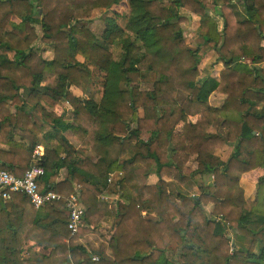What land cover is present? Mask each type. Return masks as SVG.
Wrapping results in <instances>:
<instances>
[{
	"label": "trees",
	"instance_id": "16d2710c",
	"mask_svg": "<svg viewBox=\"0 0 264 264\" xmlns=\"http://www.w3.org/2000/svg\"><path fill=\"white\" fill-rule=\"evenodd\" d=\"M121 1L0 0V168L21 176L37 164L41 193H78L84 208L71 235L65 200L35 208L23 194L0 198V264H264V0H127L124 24L106 17L98 38L85 24L91 13ZM193 15L199 37L191 48L181 23ZM36 25L49 58L37 52ZM94 66L102 95L79 99L69 88L89 94ZM143 71L157 73L149 90ZM45 73L55 87L41 84ZM214 93L225 96L219 107L208 104ZM181 95L204 105L194 120ZM62 100L71 121L54 111ZM43 122L51 148L34 159ZM65 133L97 160L76 152ZM224 146L232 148L225 161ZM63 167L67 177L54 182ZM253 170L261 173L249 201L241 177ZM114 172L123 177L109 183ZM207 174L211 183L200 179ZM190 185L199 194H188ZM108 186L120 199L111 209L97 197ZM142 210L158 220H142ZM105 217L115 230L93 260L79 239ZM25 247L50 253L25 256Z\"/></svg>",
	"mask_w": 264,
	"mask_h": 264
},
{
	"label": "rangeland",
	"instance_id": "374dc122",
	"mask_svg": "<svg viewBox=\"0 0 264 264\" xmlns=\"http://www.w3.org/2000/svg\"><path fill=\"white\" fill-rule=\"evenodd\" d=\"M127 0H122L119 4L117 5H113L110 9L108 10H94L91 13V19L92 21L90 22H86L85 24L89 27V29L91 31L94 32V34H96V36L98 38L101 37V33L104 30V23H105V18L106 17H112V18H116L117 22L120 25H123L125 22V18L127 17V13H128V5H127ZM208 2H211V0H208ZM212 13V12H210ZM12 21L15 22H19L20 20L17 17H12ZM218 21L221 23L222 20L219 18ZM199 22H198V17L197 16H189V18L184 22L181 23V26L183 28V32H184V36H185V43L190 46L191 48L195 47L196 42L198 41V37H199ZM35 31L36 34H38L39 38H38V48H37V52L39 55L44 56V57H51L52 56V51L51 49L45 44V43H41L40 41V37L42 36V32H41V28L40 26L36 25L35 27ZM8 31L12 30V28L10 26H8L6 28ZM15 33L18 34V36L24 37L25 33L24 32H19V31H14ZM114 58L117 59L119 57L120 54V49L119 47H114L112 49ZM11 55V54H10ZM78 59L80 61H82V59L80 57H78ZM211 60L210 56L207 58H205V62L202 61V64H206L209 63V61ZM210 64V63H209ZM220 64L214 65L212 66L211 69V74L217 75L219 76V72L220 70ZM204 66V65H203ZM91 77H92V84L90 85V91L89 94H84V98H90V96H94L96 99H98L101 95L100 93L103 90V77L102 74L100 73V71L98 70L97 67H92L91 68ZM140 83H141V87L143 90H149L152 88L153 86V82L156 80L157 78V73L154 71H143L141 73V77H140ZM139 83V84H140ZM125 88V87H124ZM75 93H78L79 91H77L75 89L74 91ZM82 92V91H81ZM80 93V92H79ZM223 96V97H222ZM225 96L221 93H214L210 96L208 104L212 106H220L221 103L223 102ZM179 100H180V104L182 106V108L184 109V112L190 117H192L193 119H195L194 117H196V115L201 112L202 110H204V105H198L197 103L191 101L188 97H183L182 95L179 96ZM59 106L60 109L59 111H64L63 108H66V110L64 111L65 115H64V119L71 121L72 118V109L70 108V105L66 102V101H60L59 102ZM9 108L12 109V111H14L13 109V103H9ZM140 114H142V112H140ZM22 120H25V118L23 117ZM219 121L217 122V125L214 127L213 130L215 131H219ZM68 135H70V133H68ZM77 146V145H76ZM92 151V150H91ZM93 152V151H92ZM128 152H132L131 150H128L125 154V157L128 155ZM232 152V148L229 146H224L219 152L218 155H220V157L222 158V160H227V158L229 157V155ZM86 157L90 158L92 161H96L97 160V155L93 152L92 156L91 155H87ZM123 157V158H125ZM129 158V157H127ZM125 160V159H122ZM192 167L195 168V164H191ZM261 173V171H259ZM260 173H255L254 171H250L249 175H244L241 177V186L243 187L244 191H245V198L247 200L250 201V199L253 198L255 191H256V182H257V178H258V174ZM201 181L204 183H211L212 182V177L211 175L207 174V175H203L201 178ZM148 180H150V176L148 178ZM112 186V185H110ZM110 186L107 187V189L109 192H111L112 194H115L117 197H119V193L116 191H113ZM187 193L188 194H199V191L197 190L196 187L193 186H189L187 188ZM103 190V191H105ZM103 194V192L101 194H99L97 197L100 201L105 202L104 199L101 198V195ZM211 208V207H210ZM96 230V229H95ZM92 230V231H95ZM92 231L86 232L85 234L88 233H92ZM96 232V231H95ZM93 232V233H95ZM97 234H99V232H96ZM84 234V235H85ZM82 237V236H81ZM80 237V238H81ZM259 248V247H258Z\"/></svg>",
	"mask_w": 264,
	"mask_h": 264
},
{
	"label": "crops",
	"instance_id": "0c3cea01",
	"mask_svg": "<svg viewBox=\"0 0 264 264\" xmlns=\"http://www.w3.org/2000/svg\"><path fill=\"white\" fill-rule=\"evenodd\" d=\"M82 59V58H81ZM220 69L222 68V65L220 64ZM258 67L262 68L264 67V63L258 65ZM92 68V67H91ZM214 77H218L217 75H214ZM56 76L53 74H49V73H45L44 74V79L42 81V85H47L50 87H55L56 85ZM75 89L77 91H79L78 93H75ZM69 90L71 91V93L76 96L79 99H83L84 98V94L83 92H81L78 88L71 86L69 88ZM100 95H102V92L100 93ZM223 97V96H222ZM87 98V97H86ZM88 99V98H87ZM222 104V103H221ZM60 104H58L56 106V108H54V111L57 114H61L62 112H64L66 110V108H63L64 111H59L60 109ZM212 105V104H211ZM221 106V105H220ZM214 107H219V106H214ZM71 108V107H70ZM195 118V117H194ZM191 120H194L192 117H190ZM42 129L40 134L37 137V143H36V147L33 151V157L34 159L39 158L40 156H42L44 154V152L48 149L51 148V143L50 141H48V136L52 137L51 134H53V130L50 128V125L48 123L43 122L42 123ZM177 131H179V128L177 129ZM65 136L67 137V139L70 141V143L76 144V152L82 154L83 156H87V155H91L92 156V151L87 148L86 146H83L79 143H77L76 139L72 136V135H68V133H65ZM38 150V155L35 156V151ZM132 152H128V155L125 157L127 159V157L131 156ZM122 158V159H125ZM255 173H260L259 170H253ZM250 173V172H249ZM246 174V175H249ZM68 174V170L66 168H62L59 172H58V176L56 177V179L54 180V182H60V181H64V179L67 177ZM259 175V174H258ZM123 177V173L121 172H114L111 173L109 176V183H117L119 180H121ZM156 181V178L154 175H150V183H154ZM101 198L105 200V202H107L108 207L111 209L113 207H115V203L117 200H120L119 197H117L115 194H112L111 192H109L108 190L103 191V194L101 195ZM210 205L207 206L208 209H210ZM140 218L142 220H147V219H151L154 221H157L158 218L156 216H154L153 214L148 213L145 210L141 211V215ZM115 220L113 219V217H105L103 218V220L101 221V223L94 229L96 232L98 231L99 234H97L95 231H92V233H88L83 235L80 239H79V243L84 245L86 247V249L88 251H90V257H97L99 254V251L97 250L98 246L102 243L103 245L107 246L108 245V241L111 239V235L115 230ZM95 232V233H93ZM136 234V233H135ZM94 248V249H91ZM107 251L110 250L109 247L106 249ZM50 249L44 248V247H38V248H30V247H25L24 252H25V256H33V255H49ZM110 252V251H109ZM173 250L167 252V256L171 257L173 255ZM98 259V257H97Z\"/></svg>",
	"mask_w": 264,
	"mask_h": 264
},
{
	"label": "built area",
	"instance_id": "2783aa9c",
	"mask_svg": "<svg viewBox=\"0 0 264 264\" xmlns=\"http://www.w3.org/2000/svg\"><path fill=\"white\" fill-rule=\"evenodd\" d=\"M34 153L35 156L38 155V150ZM43 175V167L33 163L21 176L0 168V198L8 200L14 193L23 194L35 208L48 202L65 200L69 218L67 226L71 235L76 234L84 215V208L79 202L78 193L66 197L53 191L41 193L38 180ZM108 181L110 180L108 179ZM93 260H97V257L94 256Z\"/></svg>",
	"mask_w": 264,
	"mask_h": 264
}]
</instances>
